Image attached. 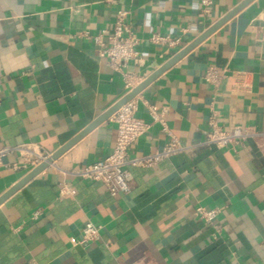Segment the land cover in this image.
<instances>
[{
	"label": "crops",
	"instance_id": "1",
	"mask_svg": "<svg viewBox=\"0 0 264 264\" xmlns=\"http://www.w3.org/2000/svg\"><path fill=\"white\" fill-rule=\"evenodd\" d=\"M244 1L0 0V146L52 156L121 100L124 75L96 42L102 35L109 43L118 12L139 40L125 72L142 82ZM155 33L178 44H155ZM210 68L216 82L206 79ZM137 99L148 129L129 154L163 150V124L186 148L130 167V191L111 195L75 174L113 150L116 124L101 122L0 204V264H264V146L204 144L212 119L264 132V0L248 3ZM19 157L0 165V197L36 167ZM199 205L222 212L208 224L195 216ZM88 221L101 226L100 238L73 244Z\"/></svg>",
	"mask_w": 264,
	"mask_h": 264
},
{
	"label": "built area",
	"instance_id": "2",
	"mask_svg": "<svg viewBox=\"0 0 264 264\" xmlns=\"http://www.w3.org/2000/svg\"><path fill=\"white\" fill-rule=\"evenodd\" d=\"M204 5L211 3V0H202ZM150 40L155 44H167L175 46L178 40L170 36L155 33ZM98 43V53L101 57L108 59V64L115 70L123 73L125 81V94L130 93L141 82L134 74L125 72L128 64L137 59L139 40L136 33L125 21V12H118L112 32L109 36V43H104L102 35L96 37ZM206 79L216 82L219 76L214 68L207 71ZM1 105V99H0ZM137 96L125 102L112 116L111 120L116 124L117 137L111 153L105 158L78 169L75 174L84 179H91L103 183L111 195L128 193L130 191L131 173L130 167L152 166L157 162L183 151L186 147L181 144L176 135L166 127L164 128L168 136V142L161 151L143 156H132L129 148L147 129L146 122L137 115ZM155 119H159L154 115ZM250 139L259 142L260 147L264 146V132H257L251 128L235 125L227 129L220 126L214 119L211 121V128L207 133L204 144L210 147L242 146ZM18 152L20 162L27 165L37 166L50 156L43 152L34 151L28 146H0V165L4 158L12 153ZM67 187L63 188L65 191ZM220 208H205L199 205L195 209V216L208 224L214 223L220 216ZM40 210L35 211L34 218H38ZM101 226L92 221H88L82 229L79 238H71L73 244L88 245L100 238ZM136 264V263H132Z\"/></svg>",
	"mask_w": 264,
	"mask_h": 264
},
{
	"label": "water",
	"instance_id": "3",
	"mask_svg": "<svg viewBox=\"0 0 264 264\" xmlns=\"http://www.w3.org/2000/svg\"><path fill=\"white\" fill-rule=\"evenodd\" d=\"M252 0H245L241 4H239L236 8H234L231 12H229L226 16H224L217 24L212 26L208 31L202 34L197 40H195L190 45L186 46L182 50H180L176 55H174L167 63H165L162 67L156 70L153 74H151L148 78L142 81L139 85H137L130 93L125 94L121 100H119L115 105H113L107 112H105L102 116L93 121L87 128H85L81 133L75 136L70 142L64 145L60 150H58L55 154L50 156L47 160L43 161L39 165H37L29 174H27L21 181L15 184L12 188H10L7 192H5L0 197V204H2L7 198H9L12 194H14L17 190L23 187L26 183H28L33 177L39 174L41 171L46 169L55 159H57L61 154H63L66 150H68L71 146H73L77 141H79L82 137H84L88 132L94 129L101 122L111 118V116L128 100L137 96L144 88H146L156 77L162 74L165 70H167L170 66L176 63L178 60L183 58L188 52H190L197 44L203 41L207 36L213 33L219 26H221L224 22L233 17L237 12L243 9L248 3Z\"/></svg>",
	"mask_w": 264,
	"mask_h": 264
}]
</instances>
